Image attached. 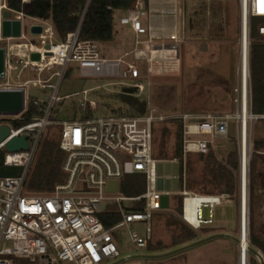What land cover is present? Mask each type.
Segmentation results:
<instances>
[{"label":"built area","instance_id":"built-area-1","mask_svg":"<svg viewBox=\"0 0 264 264\" xmlns=\"http://www.w3.org/2000/svg\"><path fill=\"white\" fill-rule=\"evenodd\" d=\"M32 1L22 0V3L26 5ZM91 1L87 0L82 9L76 30L69 33L65 41L54 43L53 27L48 22L32 17L30 18L34 20V25L44 27V33L32 36L30 26L27 34L37 38L38 42L30 41L23 23V19L29 16L10 9L7 0H0V46L6 49V77L0 81V89H25L26 110L31 103L40 113L31 123L17 129L7 122L15 121L19 117L0 116V127L10 128V135L0 144V152L6 153L5 165L10 168H23L20 176L0 178V264H117L121 252L114 232L119 229H125L135 249H147L154 239L155 218L166 213L162 209V198L173 194L162 191L164 180L157 174L159 160L155 157L156 126L170 119L182 125L184 157L208 154L214 141L227 138L232 124H235L240 154L238 264H251L250 255L253 251L248 233L249 151L254 125L264 121V114L253 112L250 31L252 22L257 21L258 33L264 37V0H240L241 58L244 48L242 28L247 26L248 77L245 92L240 62L235 112L201 115L183 112L164 116L156 115V109L148 103L149 114L144 116L119 115L96 120L86 118L61 122L63 129L60 148L66 153L63 164L65 181L57 185L50 194L36 195L28 192L30 169L39 151L43 134L52 124V110L63 99L58 96V92L70 69L75 67L83 78H118L123 75V58L133 55L135 62L126 63V73L137 76L139 61L145 59L148 93L153 75L178 74L181 69L182 41L179 34L175 32L170 35L169 42L155 41L142 22L143 18L150 15L144 0H137L134 8L120 19L122 25L130 26L136 34L133 51L116 60L103 58L98 42L80 38ZM5 11L12 13V19L21 20V38L3 37ZM147 34L148 40L140 39ZM16 41L19 43H14ZM48 46L50 49H47ZM32 53H39L41 61H31ZM20 65L22 68L18 78L23 71L29 70L30 73L37 74V79L16 82L13 74ZM31 85L42 90H51L49 102L31 101L28 95ZM135 88L142 93L147 90L142 84H136ZM83 93V111L94 108V102L87 97L89 91ZM21 136L27 137L30 148L27 151L7 152L6 144ZM173 161L179 162V159L175 158ZM133 175L143 177L144 193L137 197L119 196L121 181ZM111 182L118 183L117 192H106ZM179 195L182 197L181 220L194 231L213 227L216 223L215 210L231 200L228 194L198 195L186 189ZM124 203L133 205L125 208ZM109 207H115L113 211L122 220L107 228L100 215L108 211ZM204 210L208 211L207 217ZM245 223L246 247L242 244ZM138 225L145 227V235L135 230ZM255 255L260 263H264L261 251Z\"/></svg>","mask_w":264,"mask_h":264},{"label":"rangeland","instance_id":"rangeland-1","mask_svg":"<svg viewBox=\"0 0 264 264\" xmlns=\"http://www.w3.org/2000/svg\"><path fill=\"white\" fill-rule=\"evenodd\" d=\"M178 17L183 27L181 38V69L178 74L156 76L150 81L148 93L147 62L140 60L138 75L126 73V63L135 62L134 56L124 57L133 51L136 39L133 34H121L120 11L114 14V39L99 43L101 56L116 60L123 58V75L118 78H83L75 67L70 69L61 82L58 96L63 98L56 103L52 113V124L43 134L41 145L49 140L58 142L61 138V122L80 121L86 118L102 119L119 115L149 114L148 103L158 114L171 116L177 113H232L236 111L235 99L238 85V68L241 62V5L240 0H179ZM27 30L35 22L30 17L23 19ZM30 41L37 38L27 34ZM264 41V37L260 38ZM54 43L57 40L56 34ZM26 41H21L24 43ZM38 42V41H37ZM14 43H19L18 41ZM207 46L202 50V45ZM143 47V46H142ZM17 66L13 79L25 82L37 79V74L29 70L20 73ZM56 81H54L55 83ZM142 84L147 89L140 92L135 88ZM89 91L88 100L94 102V108L83 111L84 91ZM51 90H42L32 85L28 88L31 101L49 102ZM68 97V98H67ZM137 101L144 105V111L132 105ZM133 102V104H134ZM20 118V117H19ZM18 118V119H19ZM17 129L15 121L7 122ZM234 124V123H233ZM232 124V125H233ZM167 132V134H166ZM178 123L167 120L155 129V157L158 159L157 174L163 179V192L173 193L162 198V209L166 211L155 218L154 239L147 249H135L125 229L114 232L116 244L121 252L117 264H238L239 260V202L237 199L239 170L236 174V191L223 207L215 210V225L201 231H194L181 220L182 190L198 195L219 194L211 174V162L206 156H176ZM249 151V239L264 242V121L254 125ZM164 143V144H163ZM259 143V144H258ZM263 143V144H262ZM183 144V137H182ZM258 145H260L258 147ZM164 146L165 156H162ZM215 161L227 166L230 155L238 154L239 146L233 128L227 138L217 139L211 147ZM177 158L179 162L173 160ZM35 162V161H34ZM34 163L31 167L33 168ZM214 166V165H213ZM213 168V167H212ZM30 169V171H31ZM23 168H9L3 177H17ZM120 184L119 196L134 197L124 191L130 187V177ZM129 178V179H128ZM235 199V200H234ZM124 203V207L132 206ZM205 216L208 211L204 210ZM185 228L194 233L188 241L174 243ZM135 230L145 235V227L138 225ZM254 249L250 255L251 264H264L256 259ZM69 264V263H64Z\"/></svg>","mask_w":264,"mask_h":264},{"label":"trees","instance_id":"trees-1","mask_svg":"<svg viewBox=\"0 0 264 264\" xmlns=\"http://www.w3.org/2000/svg\"><path fill=\"white\" fill-rule=\"evenodd\" d=\"M137 0H92L87 12L86 19L82 25L80 38L82 40H93L98 43L111 42L114 39V14L117 11H130L134 8ZM146 5L149 0H144ZM87 0H33L30 4L24 5L22 0H7L8 7L12 10L23 12L29 17L48 22L53 26L57 40L63 42L67 35L76 30L79 22V16L86 5ZM111 8V9H109ZM259 22L253 21L250 31V73L252 87L253 112L255 114H264V41L260 38L257 30ZM132 101V105L140 112L144 111V105L137 101ZM40 116L38 108L29 103L27 110L15 120V125L21 128L29 123L35 117ZM135 116V115H129ZM178 123L176 156L182 157V125ZM167 134V132H166ZM164 144V143H163ZM259 144V143H258ZM263 144V143H262ZM260 145H258L259 147ZM164 146H162V156H165ZM5 152H0V178L10 168L5 165ZM210 163L211 174L214 176V184L220 189L219 194H228L231 197L236 191V174L239 170L238 154L230 155L227 166L215 161L214 154L210 151L206 155ZM66 153L60 148V140L53 142L46 140L40 145L34 166L31 169L27 181L28 192L36 195H46L52 193L56 186L65 181L63 164ZM214 165V166H213ZM130 177V187L127 193L134 197L140 196L145 191V183L140 175ZM127 180V178H125ZM129 179V178H128ZM208 195V194H205ZM231 200H233L231 198ZM115 207H109L108 211L100 215V218L107 228L118 224L122 217L113 210ZM110 210V211H109ZM182 213V206L180 209ZM194 233L181 229L179 236H174L175 244L193 239ZM250 240L251 250L264 251V242H254ZM251 263V260H250Z\"/></svg>","mask_w":264,"mask_h":264},{"label":"water","instance_id":"water-1","mask_svg":"<svg viewBox=\"0 0 264 264\" xmlns=\"http://www.w3.org/2000/svg\"><path fill=\"white\" fill-rule=\"evenodd\" d=\"M4 21L2 24V34L4 38L19 39L22 37V22L21 20L12 19L10 11L4 12ZM44 33L42 25H32L30 27V35L39 36ZM47 49H50L48 46ZM207 46L202 45V50H206ZM31 61H41L39 53H32ZM6 49L0 46V81L6 77ZM26 111V91L23 88L16 89H0V116L20 117ZM10 135V128L8 126L0 127V144L3 143ZM30 148V143L26 136L14 138L6 144L7 152H21L27 151ZM118 183L111 182L106 189V192H117Z\"/></svg>","mask_w":264,"mask_h":264},{"label":"crops","instance_id":"crops-1","mask_svg":"<svg viewBox=\"0 0 264 264\" xmlns=\"http://www.w3.org/2000/svg\"><path fill=\"white\" fill-rule=\"evenodd\" d=\"M178 5L179 0H149L147 6V10L149 12V16L142 19L144 27L150 30V34L153 36L155 41L157 42H169L170 35L177 32L180 38L183 37V27L180 18L178 17ZM176 11V13H172ZM170 12V13H169ZM121 16L124 17L128 14V11H120ZM52 26V25H51ZM53 27V26H52ZM121 34L122 36H127L128 34H133L136 39L135 32L131 29L130 26H124L120 23ZM143 41L149 39V34L141 36L140 38ZM233 128L234 135L236 136V127L235 124L231 126ZM239 181V180H238ZM237 199L239 202V182H238V190H237ZM235 200V199H234Z\"/></svg>","mask_w":264,"mask_h":264},{"label":"bare ground","instance_id":"bare-ground-1","mask_svg":"<svg viewBox=\"0 0 264 264\" xmlns=\"http://www.w3.org/2000/svg\"><path fill=\"white\" fill-rule=\"evenodd\" d=\"M247 32H248L247 26L242 28V43L244 45V48H243L242 58H241V71L244 77L245 92H246L247 77H248ZM245 159H246V165H247V157H245ZM246 237H247V225L245 223L244 228H243V235H242V244L244 247L247 246Z\"/></svg>","mask_w":264,"mask_h":264}]
</instances>
